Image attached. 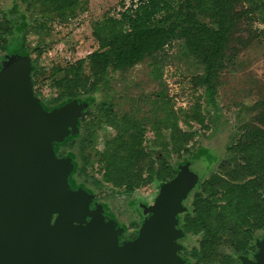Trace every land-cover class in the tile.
Wrapping results in <instances>:
<instances>
[{
  "label": "trees",
  "instance_id": "trees-1",
  "mask_svg": "<svg viewBox=\"0 0 264 264\" xmlns=\"http://www.w3.org/2000/svg\"><path fill=\"white\" fill-rule=\"evenodd\" d=\"M81 1L21 0L23 12L20 4L15 3L6 14L0 13V57L10 49L9 39L15 34V21L20 14L23 13V18L27 14L28 19L36 22L30 16L36 10L46 22L63 23L75 16ZM244 2L130 0L129 6L122 2L120 17L106 15L94 24L97 50L74 62L54 65L50 70L40 63L50 47L31 48L26 46L23 37L21 46L24 55L32 61V81L37 95L45 83L57 92V96L48 101L49 105L56 107L68 100L91 95L99 98V114L91 115L84 124L80 156L83 173L90 167L100 175V179H92L100 192L107 184L129 197L149 184L172 179L176 174L172 153L180 157L192 155L190 143L195 135L183 130L179 116L170 110L153 125L152 145L160 150H147V128L142 120L128 114L118 116L112 110L108 96L110 72H125L146 58L153 59L166 46L177 42L184 56L194 59L202 70L192 78L193 86L204 89V98L215 112L212 120L217 123L220 116L216 95L220 79L235 63L232 37L244 15H249L248 11L239 10ZM259 8L264 14V0L252 5L251 10ZM46 22H36L34 30L39 34L45 30ZM261 22L264 25V15ZM254 121L247 126L243 142L226 148L227 155L219 163L218 172L202 183L189 212L181 218L184 231L199 237L197 247L184 251L196 263L236 264L234 258L220 254L219 250L228 246L237 254L246 253L256 232L264 230V110ZM190 122L209 128L200 98L190 112L184 114V123ZM103 127L114 132L96 148L95 142ZM163 131H168V138Z\"/></svg>",
  "mask_w": 264,
  "mask_h": 264
},
{
  "label": "rangeland",
  "instance_id": "rangeland-1",
  "mask_svg": "<svg viewBox=\"0 0 264 264\" xmlns=\"http://www.w3.org/2000/svg\"><path fill=\"white\" fill-rule=\"evenodd\" d=\"M11 0H0V12L4 14L5 8L11 6ZM75 12V16L60 23L57 21L46 22L35 10L30 16L36 22H46L45 30L39 34L34 30L35 21L28 19L23 13L15 21V34L9 39L10 49L2 53L0 61L5 55H24L22 39L26 38V46H49L50 49L43 54L41 65L50 70L54 65L71 63L84 58L98 49V43L93 37V26L106 15L120 17L123 8L121 3L130 5V0H82ZM261 0H245L239 10L248 11L238 26L237 33L232 37V48L235 52L234 65L223 72L220 79L216 100L220 120L214 123L213 108L204 98V89L195 88L192 78L201 74V68L191 57L184 56L177 42L166 46L153 59L146 58L142 63L125 72H110L109 100L113 111L122 116L128 114L141 119L147 128L145 146L147 150L154 148L153 125L156 120L164 117L170 110L179 116V124L185 131L194 132V139L190 143L192 155L180 157L172 153L171 162L176 171L188 164L189 172L198 177L200 182L216 172L219 163L227 155V147L243 142L247 126L252 124L254 118L264 110V25L261 8L251 10L252 5L260 4ZM251 7V8H250ZM260 7V6H259ZM23 12L24 7H21ZM27 56V55H25ZM31 61V58L27 56ZM32 63V61H31ZM161 75L157 78V75ZM42 105L50 110L55 106L48 101L57 96L47 83L39 90L37 95ZM202 113L206 116L208 129L190 122L184 123V114L189 113L194 104L199 101ZM85 104V109L80 118L78 132L67 138L64 143L56 145L59 157L70 158L74 163V171L70 176V185L74 190H86L93 198V208L101 207L105 214L115 219L118 227L123 231L120 242L135 238L138 227L144 221V212L138 205H153L159 194L160 186L157 183L138 189L133 195L127 196L122 190L114 189L111 185L104 184L102 191L92 183L93 178L100 179L97 171L87 168L86 173L81 171L82 160L80 156V140L84 132V124L91 115L99 114V98L93 95L78 99ZM169 103H166L168 102ZM108 127H103L97 136L95 147L100 148L104 140L113 135ZM168 138V131H163ZM96 168V167H95ZM100 196V200L97 198ZM190 206V199L186 202ZM264 237V232L257 233L256 239ZM183 251H191L199 244V237H186L179 241ZM220 254H231L233 250L224 246ZM188 264L196 263L195 259L184 256ZM236 256V255H235ZM213 264H219L215 262Z\"/></svg>",
  "mask_w": 264,
  "mask_h": 264
},
{
  "label": "water",
  "instance_id": "water-1",
  "mask_svg": "<svg viewBox=\"0 0 264 264\" xmlns=\"http://www.w3.org/2000/svg\"><path fill=\"white\" fill-rule=\"evenodd\" d=\"M25 55L0 61V264H186L179 216L198 180L188 164L160 186L133 240L86 190H74V163L56 145L78 132L85 104L68 100L47 110L35 95ZM254 259L264 264V239Z\"/></svg>",
  "mask_w": 264,
  "mask_h": 264
},
{
  "label": "flooded vegetation",
  "instance_id": "flooded-vegetation-1",
  "mask_svg": "<svg viewBox=\"0 0 264 264\" xmlns=\"http://www.w3.org/2000/svg\"><path fill=\"white\" fill-rule=\"evenodd\" d=\"M113 110V109H112ZM176 170V169H175ZM218 170H219V168H218ZM218 170L216 171V172H218ZM177 172L178 171H176V174H177ZM216 172H214V173H216ZM175 174V175H176ZM213 174V173H212ZM211 174V175H212ZM174 175V176H175ZM210 175V176H211ZM209 176V177H210ZM209 177H207V178H205L202 182H200V180H199V178L197 177V180H198V183H197V185H196V187L189 193V195H188V197H187V199L184 201V206H186V208H187V211L184 213V214H182V215H180L179 216V220H180V225H179V229L184 233V237L182 238V239H180L179 241H182V240H185L186 239V237H188V236H190V237H197V236H192V235H189V234H187L185 231H184V229L182 228V226H181V218H182V216L183 215H185V214H187L188 212H189V210H190V206H191V203H192V199H193V197H194V195H195V193L196 192H198V191H200V189H201V185H202V183L206 180V179H208ZM169 180H171V179H169ZM168 180V181H169ZM154 183H157V182H154ZM153 184V183H152ZM159 186H161L163 183H157ZM149 185H151V184H149ZM134 194V193H133ZM132 194V195H133ZM97 198L100 200L101 198L99 197V196H97ZM190 199V206H187L186 205V202L188 201ZM144 206H147V205H144ZM92 208H93V206H92ZM138 208H139V210L141 211V213L142 212H144V207H143V205H138ZM103 211V210H102ZM103 213H104V211H103ZM104 215L106 216V218L107 219H111V220H114L115 221V224H116V227L118 228V229H120L119 227H118V225H117V222H116V220L115 219H112V218H110L107 214H105L104 213ZM146 217H148V215H144V220H145V218ZM142 224V223H141ZM135 226H137L138 228V230L140 229V227H141V225H136V223L134 222V223H132V227H135ZM121 230V229H120ZM137 230V231H138ZM262 232H264V230H260V231H257L256 232V235H257V233H262ZM122 235H123V231L121 230V234H120V236H119V239L121 240V237H122ZM256 235H255V237H256ZM254 237V240H253V242H252V244H251V246H250V248L249 249H247V252L246 253H239V254H237V253H235L234 251L231 253V254H225V255H230L232 258H234L235 260V262H236V264H243V262H242V260L240 259L241 257H247V258H249L250 260H253L254 259V254L258 251V248H257V246H256V242L258 241V240H262V239H264V237H262L261 239H256ZM133 239H135V238H132L131 240H133ZM185 251V250H184ZM184 251H183V248H182V250H181V252H182V254L184 255V256H187V255H185L184 254ZM180 252V253H181ZM179 253V254H180ZM236 255V256H235ZM189 257V256H188ZM182 258L186 261V264H188V261L182 256ZM191 258V257H190ZM192 259V258H191ZM213 264V263H212Z\"/></svg>",
  "mask_w": 264,
  "mask_h": 264
},
{
  "label": "crops",
  "instance_id": "crops-1",
  "mask_svg": "<svg viewBox=\"0 0 264 264\" xmlns=\"http://www.w3.org/2000/svg\"><path fill=\"white\" fill-rule=\"evenodd\" d=\"M10 3H11V6H8V8H5L6 10H4V14H6L9 10H11V8L14 6L15 3H19L20 6L22 7L21 0H11Z\"/></svg>",
  "mask_w": 264,
  "mask_h": 264
}]
</instances>
